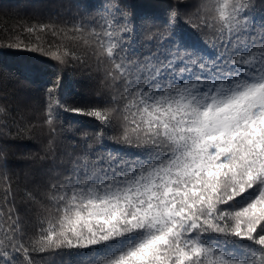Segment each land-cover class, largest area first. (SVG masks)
I'll return each mask as SVG.
<instances>
[{
	"label": "trees",
	"instance_id": "16d2710c",
	"mask_svg": "<svg viewBox=\"0 0 264 264\" xmlns=\"http://www.w3.org/2000/svg\"><path fill=\"white\" fill-rule=\"evenodd\" d=\"M0 264H264V0H0Z\"/></svg>",
	"mask_w": 264,
	"mask_h": 264
},
{
	"label": "rangeland",
	"instance_id": "374dc122",
	"mask_svg": "<svg viewBox=\"0 0 264 264\" xmlns=\"http://www.w3.org/2000/svg\"><path fill=\"white\" fill-rule=\"evenodd\" d=\"M222 97H218L220 100ZM251 104L250 99L245 100L243 105L235 109V118L232 117L231 112H224L220 114L218 112H212L211 119L216 124L222 133L226 132L231 126H239L242 115L245 114L246 110Z\"/></svg>",
	"mask_w": 264,
	"mask_h": 264
}]
</instances>
